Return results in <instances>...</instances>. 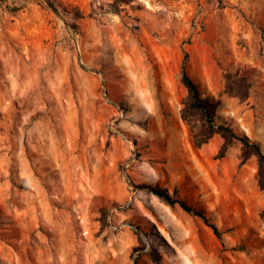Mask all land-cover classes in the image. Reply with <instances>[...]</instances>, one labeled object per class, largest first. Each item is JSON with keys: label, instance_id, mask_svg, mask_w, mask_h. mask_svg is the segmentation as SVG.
Wrapping results in <instances>:
<instances>
[{"label": "rangeland", "instance_id": "rangeland-1", "mask_svg": "<svg viewBox=\"0 0 264 264\" xmlns=\"http://www.w3.org/2000/svg\"><path fill=\"white\" fill-rule=\"evenodd\" d=\"M182 68L264 155V0H0V264H264L257 156L195 145Z\"/></svg>", "mask_w": 264, "mask_h": 264}, {"label": "trees", "instance_id": "trees-1", "mask_svg": "<svg viewBox=\"0 0 264 264\" xmlns=\"http://www.w3.org/2000/svg\"><path fill=\"white\" fill-rule=\"evenodd\" d=\"M244 80V77L237 78L234 75L227 74L225 80L226 92L240 98H245L247 95L248 84ZM180 81L186 91L180 114L181 118L189 125L190 129L194 131L193 137L195 145H201L207 142V140L214 134H218L223 140L220 147V153L222 154L234 141H240L242 144V163L251 154H255L257 156L258 183L259 187L264 190V155L261 153L258 146L252 143L246 135H239L229 126L216 122L215 112L219 101H211L209 98L202 96L197 85L184 68H182L181 71ZM234 86H241L242 92H239L237 88H234ZM195 119L201 123L199 128H197V125L195 124ZM151 190L168 202H177L186 212L199 216L209 227H211L216 235L219 234L215 225L208 221L203 212L192 208L181 200H172L170 196L162 190L155 188H151Z\"/></svg>", "mask_w": 264, "mask_h": 264}, {"label": "crops", "instance_id": "crops-1", "mask_svg": "<svg viewBox=\"0 0 264 264\" xmlns=\"http://www.w3.org/2000/svg\"><path fill=\"white\" fill-rule=\"evenodd\" d=\"M183 86V85H182ZM184 88V87H183ZM184 90H185V88H184ZM185 94H186V91H185Z\"/></svg>", "mask_w": 264, "mask_h": 264}]
</instances>
